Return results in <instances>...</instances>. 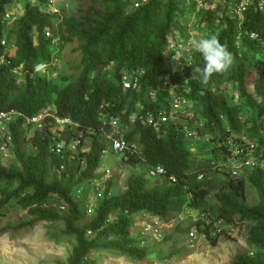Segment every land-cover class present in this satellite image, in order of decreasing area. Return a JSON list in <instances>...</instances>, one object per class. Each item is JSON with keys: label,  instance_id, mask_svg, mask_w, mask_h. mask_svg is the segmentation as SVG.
I'll use <instances>...</instances> for the list:
<instances>
[{"label": "trees", "instance_id": "trees-1", "mask_svg": "<svg viewBox=\"0 0 264 264\" xmlns=\"http://www.w3.org/2000/svg\"><path fill=\"white\" fill-rule=\"evenodd\" d=\"M15 1L0 0V57L5 52L2 40L15 43L13 51L4 55L11 65L0 72V112L16 110L33 117L55 110L58 118L76 125L65 130L63 139L68 145L76 139L80 144L76 151L55 155L50 128L32 131L24 127L23 119L14 122L10 132L16 163L0 162V215L16 200L33 221L15 230L31 227L35 221L61 224L76 244L67 264H90L95 252L142 263L151 252L134 238L140 215L167 223L186 210L197 211L207 215L210 223L200 219L187 229L177 226L175 230L188 237L196 229L214 239L221 235L215 232L219 222H250L248 244L258 253L254 257L241 253L236 264H264V0H253L242 22L230 5L221 4L217 13L222 17L211 11L202 13L206 6L202 9L199 25L206 23L209 35L226 45L234 58L227 72L214 74L206 83L192 73V67L203 66L200 53H191V63L185 61V54L171 61L175 52L170 45L188 42L186 26L179 22L185 14L193 16L196 9L185 0H146L137 7L129 0H85L87 7L75 6L64 19L46 10L47 0H34L36 5L24 0L26 13L8 24L5 18ZM179 29L178 38L174 31ZM47 32L51 38H46ZM55 41L62 42L65 56L52 52ZM52 60L66 65L67 71L60 73L57 63L52 69L60 73L56 78L33 75L37 65ZM16 68H22L19 75L13 73ZM125 75L137 78L139 87L126 90ZM171 92L186 99L189 106L160 130L144 125L141 118L151 113L170 114ZM102 114L107 120L119 119L123 138L138 146L140 155L130 157L128 164L144 161L150 168H164L166 175L156 184L143 176L133 177L116 195L114 175L88 216L84 206L91 182L102 177L99 171L108 148ZM185 126L196 127L200 136L208 137L223 160L233 140L246 154L252 151L258 166L238 178L226 169L224 180L204 176L218 171L214 166H194L186 148ZM249 182L260 193L257 205L247 202ZM10 185L15 188L9 189ZM61 207L67 210L62 212Z\"/></svg>", "mask_w": 264, "mask_h": 264}, {"label": "rangeland", "instance_id": "rangeland-1", "mask_svg": "<svg viewBox=\"0 0 264 264\" xmlns=\"http://www.w3.org/2000/svg\"><path fill=\"white\" fill-rule=\"evenodd\" d=\"M47 1L49 5L46 10L57 14L63 19L77 9L75 6H79V9L87 7V0H77L76 2L75 0ZM209 1L208 4H205L206 10L197 11L195 9V11H192L193 16L185 14L179 22L181 27L186 26L188 33V42L185 45L183 44L186 49L193 48L190 44L191 40L210 36L206 23L202 26L199 25L202 11V13L211 11L215 13V16L222 17L221 14L217 13V11H221V2L219 0ZM25 2H28L29 5H36L34 0H25ZM25 2L24 0H16L15 4L8 10L9 16L5 18L8 24H12L15 19L26 13ZM75 13L77 14V12ZM181 34L180 29L174 31V35L178 36V38ZM179 42L181 44L182 40H179ZM8 43H10L9 46L11 45V48H14L15 43L13 41L9 42L7 40ZM61 45V41H55L51 50L53 53L61 51L62 55L65 56L66 52L61 49ZM192 50L194 51V49ZM183 51L180 50L178 56L171 58V61H178L183 56L185 52ZM249 58L252 59L254 56L249 55ZM56 67L60 73L63 70L67 71V67L63 63H58ZM48 72L42 76L48 79L56 78V74L52 72V69H49ZM233 95L236 101L239 102L238 95ZM199 124L201 125L202 123L199 122ZM186 128L183 129L186 133V148L191 155L194 166H200L203 169L214 166V170L218 171L217 174H214V171L206 172L207 174L204 176L213 178L217 175L220 180L226 179V165H223L222 156L213 149L216 145L208 137L200 136L196 127H193L192 130L188 128L186 130ZM86 147L87 145L82 148V151ZM107 158L108 161L105 163L110 171V177L115 175L116 178L117 186L113 192L114 195L122 193L126 189L128 180L133 177L143 176L148 178L152 184L161 181V179H152L148 176L149 167L144 161L137 165H129L125 160H122L121 155L114 156L109 154ZM0 162L6 166L16 163L12 155L10 158L1 159L0 157ZM212 163L217 164V166ZM246 171L247 169H243L238 177L246 174ZM14 188V185L9 186L11 190ZM259 200V191L249 182L247 186V202L250 205H257ZM94 203L96 204V202ZM206 217L201 216L197 211L189 212V216L178 217L170 222H165V227L162 229V237H156L152 233L153 230H150L152 232L145 230L148 223L152 225L153 220L146 217L140 220L139 218L141 217L139 216L136 220V227L139 228H137L134 238L137 241H142L141 246L151 252L148 261L139 263L128 256L123 257L95 252L89 257V262L90 264H236L237 255L246 252L250 257H254L258 253L256 249L248 244L251 230L250 222L241 223L236 220L232 224L223 225L221 235L214 239L205 238L201 236L202 234L195 231L198 240L193 243L187 236L175 230L177 226L187 229L200 219L208 221V224L210 220ZM30 221H33V219L29 217L27 211L18 206L16 200H12L2 212L0 215V264H67L75 250L76 244L74 240L66 236L63 226L61 224L48 225L35 221V224L31 227L22 228L20 231L15 230Z\"/></svg>", "mask_w": 264, "mask_h": 264}, {"label": "built area", "instance_id": "built-area-1", "mask_svg": "<svg viewBox=\"0 0 264 264\" xmlns=\"http://www.w3.org/2000/svg\"><path fill=\"white\" fill-rule=\"evenodd\" d=\"M135 4V6H139L142 2H146V0H129ZM223 5H230L234 9V14L238 17V20L242 22L243 14L247 10V8L252 3L251 0H219ZM185 4L187 6L194 5L197 11H200L205 6V0H185ZM8 17V16H7ZM51 33H46V38H51ZM254 39L257 38L256 35H252ZM1 46L5 48L4 55H7L13 51V48L9 47L7 42L3 40L1 42ZM191 49H186L183 46V43L177 45L175 42L170 46V50L175 52V56L172 58H176L178 56L180 50H185V61L191 63L193 52ZM195 51V50H194ZM0 57V72L11 65V59L9 60L5 56ZM182 58V57H180ZM179 58V60H180ZM178 60V61H179ZM58 60H53L52 65L57 63ZM49 69L48 64L39 65L36 67L34 74H42L43 72H47ZM22 68H16L13 70L15 75L21 73ZM122 84L126 90H132L134 88L139 87V82L137 78H133V76L125 75L123 77ZM152 97L155 95L152 93ZM171 96L173 97V101L171 103L172 111L170 114L163 111L158 115L154 113L149 114L146 118H141V121L146 126H152L156 130H160L163 125H166L170 120L176 119V114L183 111L186 107L189 106V103L186 99L182 97H175L174 93L171 92ZM53 112H43L33 117H25L24 115L16 112H0V157L2 158H10L11 155L14 158V142L13 137L10 132V126L18 121L19 119H23L24 127L31 129L32 131H43L46 127L52 130L53 135L51 136V153L55 155H64L67 151H76L78 140H74L71 144L63 139L62 134L67 130V128L74 127V125L69 119H61L58 118ZM138 117V116H137ZM193 117V115H190ZM139 118V117H138ZM51 120V121H50ZM102 131L106 137V143L108 149L103 153L104 157H108V155H121V156H129L135 155L138 152V149L135 145H131L123 139V133L121 129V121L116 118H110L107 120L106 114H102ZM230 147L233 149L232 156L229 161V166L238 169H244L246 167H254L256 163L252 158L249 157V153H245L238 145L234 144L233 140L229 142ZM245 155L244 158H242ZM105 164V165H104ZM100 172L102 173V177L91 182V191L88 195V198L85 203V209L87 211V215L90 216L93 214L95 210L96 204L94 202H98L102 199L103 193L106 190V182L110 179V171L108 170L106 163H104ZM165 174V171L162 167H158L151 171V176L158 177ZM234 175H237V172H234ZM82 189H78L76 194L78 197L82 195ZM65 207L62 208V211H65ZM148 219V218H147ZM151 222V221H150ZM163 225L158 220H153L152 225L148 223V226L145 228L146 231L153 230V234L160 236V230ZM152 232V231H151ZM190 238L192 240H196L197 237L195 233L190 234Z\"/></svg>", "mask_w": 264, "mask_h": 264}, {"label": "clouds", "instance_id": "clouds-1", "mask_svg": "<svg viewBox=\"0 0 264 264\" xmlns=\"http://www.w3.org/2000/svg\"><path fill=\"white\" fill-rule=\"evenodd\" d=\"M261 7L262 8H264V5H261ZM7 16H9V15H7ZM6 16V17H7ZM6 42H7V40L6 39H4ZM3 41V40H2ZM173 44V43H172ZM171 44V45H172ZM190 44H191V46L193 47V49L196 51V52H198V53H200L201 54V56H202V58H203V61H204V63H203V66L201 67L200 65H197V66H195V67H192V73L193 74H196V75H198L201 79H202V81L203 82H207L214 74H222V73H225V72H227L228 70H229V68L232 66V64H233V62H234V58H233V55H232V53L228 50V48H227V46L226 45H224V44H222L220 41H219V39L217 38V37H215V36H209V37H207V38H200V39H193V40H191L190 41ZM170 45V46H171ZM170 49V48H169ZM171 51V50H170ZM52 62H53V60H52ZM58 63V62H57ZM56 63V64H57ZM44 64H47V63H44ZM55 63L52 65V63H50V64H48L49 65V69H53V67H54V65H56ZM39 65H43V64H39ZM39 65H37V66H39ZM36 66V67H37ZM36 67H35V69H36ZM35 69H34V71H35ZM49 69H48V71H49ZM34 71H33V75H38V76H42L44 73H49L48 71L47 72H43L42 74H34ZM20 74V73H19ZM18 74V75H19ZM55 74H56V76L58 75L57 74V72H55ZM175 95V94H174ZM175 97H177L176 95H175ZM12 111H16V110H12ZM53 111H55V110H53ZM6 112H10V111H6ZM16 112H18V111H16ZM18 113H20V112H18ZM55 113V112H54ZM20 114H22V113H20ZM41 114V113H40ZM22 115H24V114H22ZM25 116V115H24ZM36 116V115H35ZM26 117V116H25ZM187 130V129H186ZM187 132V131H186ZM31 134V133H30ZM190 134V133H189ZM124 139V138H123ZM76 140H78V139H76ZM125 140V139H124ZM79 141V140H78ZM126 141V140H125ZM80 142V141H79ZM126 142H128V141H126ZM129 144H131V145H135V144H133V143H130V142H128ZM80 143H78V145H79ZM136 147H137V149H138V152H137V154H135V155H129V156H122V160H125L126 161V163H127V161H128V159L130 158V157H134V156H139L140 155V150H139V148H138V146L137 145H135ZM230 146V145H229ZM77 148H78V146H77ZM108 149V148H107ZM106 149V150H107ZM77 150V149H76ZM105 150V151H106ZM229 150H230V154H229V156H226V157H228V158H226L225 160H223L224 158H222V160L224 161L223 162V165H226L225 167V169L227 170V171H229V172H231V175L233 176V177H236V178H238V176H240L239 174H240V172L243 170V169H236V168H233V167H231V166H229V161H230V158H231V156H232V151H233V149L231 148V147H229ZM104 151V152H105ZM103 152V153H104ZM252 154V153H251ZM251 154L249 153V157L250 158H252L251 157ZM114 156H117V155H114ZM223 157V156H222ZM14 159H15V157H14ZM253 159V161H254V158H252ZM108 161V158L107 157H104V154H103V164L105 163V162H107ZM15 162H16V160H15ZM255 163H256V161H254ZM213 164V163H212ZM130 165V164H129ZM213 165H215V166H217V164H213ZM256 167L258 166V165H255ZM254 166V167H255ZM160 167V166H159ZM156 168H158V167H155V168H150L149 167V172H148V176L150 177V178H156V179H160L161 177H163V176H165L166 175V171H165V174L164 175H162V176H156V177H153V176H151V171L152 170H154V169H156ZM253 167H246V168H244V169H252ZM164 169V168H163ZM216 169H217V167H216ZM237 172V175H234V172ZM99 173L102 175V173L99 171ZM103 176V175H102ZM113 177V175L110 177V179ZM101 178V177H100ZM203 178V175L202 176H200L199 177V180H201ZM109 179V180H110ZM171 180L172 181H175V179L173 178V177H171ZM108 182V181H107ZM107 182H106V185H107ZM62 208L63 207H61V211H62ZM65 209H66V207H65ZM67 210V209H66ZM65 210V211H66ZM62 212H64V211H62ZM189 212H192V211H189V210H186L182 215H180L179 216V218H181V217H184V216H189ZM91 216V215H90ZM207 215H205V217H206ZM140 217L141 218H139L140 220H143L142 218L144 217H146V218H150V219H152V220H158L162 225H163V227H162V229L165 227V222H163V221H161L159 218H157V217H153V216H150V215H147V214H144V215H140ZM208 217V216H207ZM206 217V218H207ZM145 221V220H144ZM137 226V225H136ZM136 228H139V227H136ZM162 229L160 230V236H157V235H154V236H156V237H162ZM215 229H217V231H215L216 233H222V231H223V224L222 223H217V225H216V227H215ZM195 231H197L196 229H194L193 231H191V233H195ZM151 232V231H150ZM198 232V231H197ZM153 233V232H152ZM190 233V234H191ZM190 234L188 235V238L191 240V242L193 243V242H196L197 240H198V237L196 236V233H195V236L197 237V239L196 240H192L191 238H190ZM201 236H203V237H205V238H207V236H204V235H201Z\"/></svg>", "mask_w": 264, "mask_h": 264}]
</instances>
